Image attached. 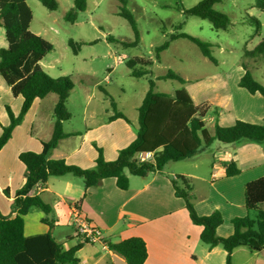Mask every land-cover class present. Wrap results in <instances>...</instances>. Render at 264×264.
<instances>
[{
    "label": "trees",
    "instance_id": "1",
    "mask_svg": "<svg viewBox=\"0 0 264 264\" xmlns=\"http://www.w3.org/2000/svg\"><path fill=\"white\" fill-rule=\"evenodd\" d=\"M43 6L51 11L59 7L58 0H39ZM119 11L125 18L135 35L133 42H124L127 47L138 46L140 32L134 15L127 9L126 2ZM223 0H201L195 6L184 9L186 15L208 20L216 30H227L233 22L229 15L215 8ZM258 5L264 8V0ZM88 7V0H74V6L65 19L75 21L81 12ZM33 12L27 0H0V27L5 30L7 47L0 49V76L10 87L15 97L23 98V105L19 115H15L10 107L7 111L10 124L2 127L0 136V150L11 139L14 129L20 125L36 99H44L49 94H56L55 124L52 138L43 142V151L22 152L20 161L27 170L26 182L13 196V211L15 217L3 215L0 211V264H81L77 256L81 244L64 250L51 233L27 237L24 234V217L32 207H37L47 215L43 223L54 228L56 221L48 218L53 209L40 195L31 196V190L39 183H46L52 176L72 174L83 181L85 189L101 186L106 178H115L117 186L122 190L129 189V175L147 177L153 173H161L168 163L179 162L193 158L200 151L211 146L214 141L223 144H234L239 141L264 143V123L257 124L243 120H236L230 126H223L218 122L214 125V132L206 128V118L209 112L207 104H195L191 95L185 89H178L173 94L156 92V82L149 80L147 91L138 108L137 136L127 147L120 150L114 161H107L103 150L96 146L98 156L95 166L83 169L69 165L64 159H52L51 153L59 142L67 135L64 133V122L71 119L68 110V100L74 89L69 77L53 78L42 68L41 62L53 51V45L41 36L31 31ZM260 26L259 21H256ZM178 38H185L198 46L203 56L214 64L216 58L212 55L210 42L203 41L186 33H176L170 40L156 48V58L168 49L170 42ZM69 45L76 52L77 43L69 41ZM248 55L264 60V39ZM152 59L133 58L127 61L132 75L140 78L148 73V67L153 65ZM141 65V70H135ZM245 73L239 81V86L249 94L264 96V85L255 79L253 73L243 64ZM156 80H177L185 84L186 80L180 75L169 71ZM114 114L111 120L124 119L131 124L128 117L117 111L115 102L111 103ZM218 116L219 109L214 110ZM153 153V160L142 161L141 155ZM241 168L235 161H231L225 171L226 177L241 174ZM175 195L185 200L189 216L195 225L203 227L201 241L210 248L222 247L226 252V264H233V252L239 247H247L256 254L254 264H264V210L260 205L264 203V177L250 181L245 186V207L247 215L232 220L234 232L229 237H221L217 229L224 219L220 211L210 215L200 216L195 208L192 195L193 181L191 177L178 175L172 178ZM5 194L11 197L10 191ZM86 193L84 194V196ZM83 196V197H84ZM250 211H257L256 217H251ZM108 248L122 256L128 264H145L148 257L147 244L140 237H132L118 243L107 241Z\"/></svg>",
    "mask_w": 264,
    "mask_h": 264
},
{
    "label": "crops",
    "instance_id": "2",
    "mask_svg": "<svg viewBox=\"0 0 264 264\" xmlns=\"http://www.w3.org/2000/svg\"><path fill=\"white\" fill-rule=\"evenodd\" d=\"M1 29L0 49L7 47ZM50 96L34 101L22 123L14 129L11 139L0 150V211L3 215L12 218L17 215L12 208L13 196L24 186L27 176L26 167L19 159L20 154L26 151L41 153L43 142L52 138L58 97H51L53 103L48 109L45 100ZM223 103L220 102L219 106ZM22 105L23 98L15 97L0 76V136L2 127L10 124L7 107L17 116ZM88 105L89 102L84 107V119L79 129L71 130L73 116L64 122L67 136L52 151V159H64L69 165L91 169L98 156L96 146L103 150L107 161H114L120 150L135 140L138 117L134 121L127 116L131 124L121 118L111 120L112 115L97 120ZM251 119L246 121H264L261 116L257 118L261 120ZM209 147H213L209 153L213 161L209 169L200 170L197 161L199 153L193 159L196 160L194 172H182L180 175L192 178L191 193L198 214L207 216L220 211L224 222L217 229V234L229 237L234 232L232 220L247 215L246 184L264 177V143L242 140L223 144L216 140ZM231 161H235L242 172L226 177L225 171ZM175 176L178 174L165 172V169L147 177L129 175L127 190L120 189L115 178H106L101 186L86 190L83 181L72 174L52 176L46 183L36 185L30 195H40L52 207L56 224L51 228L43 223L45 213L32 207L24 217V234L32 237L51 233L64 250L81 244L77 253L81 264H128L122 256L108 248L107 241L118 243L132 237H140L147 244L145 264H226L227 252L222 247L210 248L201 241L203 227L192 222L185 200L175 195L172 184ZM6 190L10 191L11 197L5 194ZM77 205L100 230L99 241L86 242L76 234L71 211ZM263 205H260L261 209ZM255 260L256 254L247 247H239L233 252V264H254Z\"/></svg>",
    "mask_w": 264,
    "mask_h": 264
},
{
    "label": "rangeland",
    "instance_id": "3",
    "mask_svg": "<svg viewBox=\"0 0 264 264\" xmlns=\"http://www.w3.org/2000/svg\"><path fill=\"white\" fill-rule=\"evenodd\" d=\"M124 1L138 25V46L123 45L124 42H133L135 35L129 22L118 14L124 5L121 0H88L87 10L79 13L73 22L66 20L65 16L72 10L74 0H58L59 7L55 11L47 9L39 0H27L33 12L31 31L54 48L42 61V68L49 76L69 77L74 84L68 100L69 112L73 116L71 130L81 127L83 110L88 102L89 111L97 120L115 113L111 105L113 100L117 111L135 121L138 108L149 90L150 79L156 82V92L173 94L178 89H185L196 104H207L210 109L206 127L211 132L216 122L230 126L241 118L249 121L251 115L253 120L264 117V96L251 95L239 86L245 73L243 64L264 85V60L248 55L264 39V8L258 5L259 0H223L216 4L215 8L229 15L233 22L227 30H216L208 20L184 13V9L201 0ZM1 31L4 36L5 30L2 28ZM176 33L210 42L217 64L203 56L198 46L185 38L171 41L157 60L156 48ZM70 40L77 43L76 52L69 45ZM133 58L152 59L154 63L148 67V73L137 78L127 66V61ZM142 68L145 67L137 65L134 69L139 71ZM169 71L183 77L186 83L156 80ZM51 97L56 94L45 100L48 109L53 103ZM222 101L223 105L219 106ZM217 108L218 116L214 113ZM262 123L264 121L257 124ZM212 148L199 152L197 161L202 172L213 162L209 154ZM193 159L171 162L165 172L178 175L194 172L196 160ZM249 214L254 218L257 211ZM48 218L52 220L53 214Z\"/></svg>",
    "mask_w": 264,
    "mask_h": 264
},
{
    "label": "built area",
    "instance_id": "4",
    "mask_svg": "<svg viewBox=\"0 0 264 264\" xmlns=\"http://www.w3.org/2000/svg\"><path fill=\"white\" fill-rule=\"evenodd\" d=\"M142 161L153 160L154 154L147 153L140 156ZM176 178V176L174 177ZM72 224L75 227L76 234L86 242H96L101 238L100 230L91 223L81 212L79 206H74L71 211Z\"/></svg>",
    "mask_w": 264,
    "mask_h": 264
}]
</instances>
